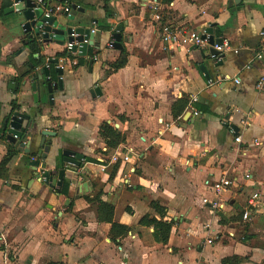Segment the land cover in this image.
<instances>
[{
	"label": "crops",
	"instance_id": "crops-1",
	"mask_svg": "<svg viewBox=\"0 0 264 264\" xmlns=\"http://www.w3.org/2000/svg\"><path fill=\"white\" fill-rule=\"evenodd\" d=\"M236 1L47 0L45 13L60 24L93 32L82 56L66 50L65 35L61 44H43L24 33L21 19L6 12L12 1L0 0V128L13 111L34 122L28 154L0 138V163L14 153L0 171V264H264V93L255 89L264 4ZM69 5L83 10L73 21L62 15ZM119 25L115 50L110 37ZM208 26L228 47L216 61L208 46L202 58L195 47L175 49L161 38L164 27L202 34ZM28 37L39 48L34 69ZM121 50L126 63L114 70ZM43 66L53 83L62 68L63 90L52 102L31 90ZM104 125L113 139L100 134ZM41 132L55 134L44 138L47 157L39 159L53 178L62 151L82 157L76 172L66 171V198L28 166ZM222 176L231 185L216 194ZM253 193L257 206L244 222ZM101 202L124 231L113 233L100 219ZM143 218L170 223L166 242L140 225Z\"/></svg>",
	"mask_w": 264,
	"mask_h": 264
},
{
	"label": "water",
	"instance_id": "water-1",
	"mask_svg": "<svg viewBox=\"0 0 264 264\" xmlns=\"http://www.w3.org/2000/svg\"><path fill=\"white\" fill-rule=\"evenodd\" d=\"M237 3L236 0H234ZM46 5L39 6L36 0H13L12 4L6 10L7 13H15L18 18L21 19L20 29L24 33L33 32L36 37H39L43 44L55 41L57 44H61L64 39V35L67 36V44H73L70 52L75 53L78 51L82 56L86 54L87 47L92 46L94 34L89 31V29L76 28L73 29L71 26L60 24L56 16L53 14L46 15L45 13ZM73 13L68 15L69 12ZM76 12H83L82 9L76 7L75 5H69L65 12L62 13L63 16L68 17L69 21H73ZM121 29L119 25L116 27L114 32L111 34V47L115 50L121 49ZM202 38L207 39L208 56H210L214 61L218 57H223V54L215 49V47H221L223 42L221 39V34L217 30H213V26H208L204 31ZM84 40H89L86 44L82 43ZM202 58H205L204 50L198 49ZM219 59V58H218ZM50 63L58 64L57 60H50ZM220 64V63H219ZM55 73L58 76L56 82H51L50 73L47 66H43L38 70L36 75V82L34 79L31 80V90L37 94V96H46V98L51 101L53 100L54 93L63 90L62 82V68L57 67ZM206 78L207 75H205ZM13 84H9V88H12ZM97 92V90H96ZM52 102V101H51ZM190 115V113H189ZM192 117V115H190ZM200 115H194L195 120H198ZM34 122L29 119L26 114L18 111H13L8 114L4 119L3 124L0 128V138L4 140L11 146L17 148V151L28 154L29 151L26 146L29 143L25 141L27 138L30 139V133L33 128ZM230 129L236 136L237 129L235 126H231ZM43 137L40 141V150L36 153L35 158H31L28 163L30 169L34 172L35 177L38 178L40 182L47 184L56 189L59 193L61 190L62 182L64 180L66 171L76 172L81 167L82 157L80 155H75L69 151H62L61 158L57 161V174L53 178L52 172L44 171L46 164H39V159L45 160L47 155L42 153V147L44 145L45 137H53L54 133L41 132ZM25 142V143H24ZM40 165V166H39ZM40 170L37 173V169Z\"/></svg>",
	"mask_w": 264,
	"mask_h": 264
},
{
	"label": "trees",
	"instance_id": "trees-1",
	"mask_svg": "<svg viewBox=\"0 0 264 264\" xmlns=\"http://www.w3.org/2000/svg\"><path fill=\"white\" fill-rule=\"evenodd\" d=\"M43 3L45 4V2L47 0H42ZM105 13H106V17L110 18L112 16L111 13L108 12L107 8H104ZM24 45H26L29 50H30V62H31V69H34L36 67H38L41 63V61L39 59H33V55L34 54H38L39 53V48L37 46V43L34 39L28 37L26 38ZM95 53L96 51L91 49H88L87 54L89 55V57L94 58L95 57ZM62 56H64V54H61ZM66 56V53H65ZM126 63V55L124 50L120 51V59L116 62V64L113 66L114 70H118L120 68H122ZM28 74H30V69L27 71H24L21 75H19L17 82H20L23 78H25L26 76H28ZM14 108H16V106H13ZM198 112L200 113H207L206 109H202L199 108ZM100 134L104 137V138H109L110 140L114 138V133L113 131L110 129V127L104 125L103 128L100 130ZM14 156V153L11 151H8L7 156L4 157V159L1 161L0 163V171L1 172H5V166L7 165V163L9 162V160ZM59 196L62 198H66L68 196V183L67 182H63L62 187H61V191L59 193ZM154 208H156V205H152ZM159 212H161V210H158ZM99 213H100V219L105 220L106 222L111 224V232H121L124 231L125 228L122 226H119L115 223L112 222L111 218H112V213H113V209L111 206L104 204V203H99ZM162 215V214H161ZM140 225H144V226H152L154 228V230L158 233L160 239L162 240V242H166L167 240V236L168 233L170 231V223H166L164 221H157L155 219H150L148 220L147 218H143L140 221ZM223 264H228V263H238V260L236 258H230V259H225L222 261Z\"/></svg>",
	"mask_w": 264,
	"mask_h": 264
},
{
	"label": "built area",
	"instance_id": "built-area-1",
	"mask_svg": "<svg viewBox=\"0 0 264 264\" xmlns=\"http://www.w3.org/2000/svg\"><path fill=\"white\" fill-rule=\"evenodd\" d=\"M13 1V0H11ZM261 1L264 4V0H257ZM37 4L39 6H42L44 3L42 0H36ZM46 15H49V13H46ZM93 33V32H91ZM203 33L198 32H191L186 29L182 30H172L168 27H164L162 29V41L167 45L172 46L175 49H189L190 47H195L197 49H203L207 46V39L202 38ZM259 37L262 43V69L261 74L259 76L258 81L256 82L255 89L258 92L264 93V26L262 27ZM88 41L84 40L82 43L86 44ZM73 44H67L66 50L70 52V49L72 48ZM215 49L219 51H226L228 50V47L225 43L222 44L221 47H215ZM95 59V58H94ZM235 84H238V80L234 81ZM197 113L194 112V115ZM245 179H249L248 175L244 176ZM231 185V182L226 178V176H222L218 179V181L214 184L213 190L216 194L220 193L224 188H227ZM256 201H258V193H253L250 198L247 201V207L244 210L243 213V221L246 222L249 220V217L253 214V208L257 206ZM204 204H207V200H203ZM210 207L212 209H217L218 205L216 202H210ZM211 241H208L210 243Z\"/></svg>",
	"mask_w": 264,
	"mask_h": 264
}]
</instances>
